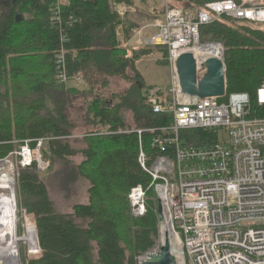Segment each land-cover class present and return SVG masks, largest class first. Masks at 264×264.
<instances>
[{"label": "trees", "instance_id": "1", "mask_svg": "<svg viewBox=\"0 0 264 264\" xmlns=\"http://www.w3.org/2000/svg\"><path fill=\"white\" fill-rule=\"evenodd\" d=\"M112 1L134 4V0ZM177 1L182 5L175 7L196 11L216 0ZM49 5L48 0H0V159L14 152L18 143L30 141L34 146L43 139L40 154L49 163L47 173L52 163L59 162L54 180L67 188L78 177H85L90 187L86 204H76L71 213L62 214L54 209L47 184L35 165L18 169L16 205L33 216L41 250L39 258L26 264H138L136 258L152 249L159 226L150 178L137 160L139 138L132 131L160 128L169 124V117L154 115L145 103V94L153 87L146 86L136 66L155 50L161 56L158 63L167 66V49L133 48L128 57L125 49L117 47L115 28L121 21L110 11L108 0H68L62 7L68 73L82 72L86 83H100L101 87L113 77L129 84L124 94L113 97L116 104L113 100L108 103L101 94L86 100V126L93 129L84 133L89 143L81 152L82 162L74 166L70 140L76 126L70 121L69 108L77 92L55 79L59 41ZM235 23L222 17L202 27L200 41L223 45L226 94L247 93L252 98L264 79V27ZM124 25L127 38L138 30L128 22ZM127 71L134 75L128 77ZM251 110V116L264 115V108L255 102H251ZM123 111L131 112L135 129H128ZM217 135L214 130L193 131L184 133L183 138L187 144L203 146L216 142ZM150 137L142 135L144 150L155 154ZM136 186H141L148 198L141 218L130 216L127 200Z\"/></svg>", "mask_w": 264, "mask_h": 264}, {"label": "built area", "instance_id": "2", "mask_svg": "<svg viewBox=\"0 0 264 264\" xmlns=\"http://www.w3.org/2000/svg\"><path fill=\"white\" fill-rule=\"evenodd\" d=\"M48 1L51 25L58 31L59 41L54 60L56 82L84 87L83 73L69 74L67 69L62 7L68 0ZM262 1L216 0L196 11L167 3L162 19L152 25L156 32L142 37L141 28L133 37L137 48L167 49L168 86L149 90L145 103L154 115L169 117V124L132 132L138 135V164L150 178L151 201L162 207L164 236H168L170 252L175 248L171 255L176 264H264V115L251 116V102L264 108V79L252 98L247 93L227 95L225 81L223 97L198 99L182 93L176 70L181 54L207 47L217 48L216 59L224 64L223 45L202 43L201 28L222 17L264 25ZM108 5L119 18L130 9L112 0ZM120 35L117 29L116 36ZM121 43L127 50V41ZM208 58L198 62L194 57L197 82L206 74ZM220 99L224 101L218 102ZM211 130L218 134V140L211 144L195 146L183 138L186 132ZM143 134L151 135L149 144L155 154L145 152ZM43 143V139L34 146L30 141L18 143L14 152L0 159V177L11 175L14 179L19 168L32 165L38 174L46 173L49 163L40 154ZM14 156L16 173L12 170ZM127 200L133 218L145 215L148 198L141 186L131 188Z\"/></svg>", "mask_w": 264, "mask_h": 264}, {"label": "rangeland", "instance_id": "3", "mask_svg": "<svg viewBox=\"0 0 264 264\" xmlns=\"http://www.w3.org/2000/svg\"><path fill=\"white\" fill-rule=\"evenodd\" d=\"M181 1L177 0H134V4L128 5L125 4L127 7H130L127 13H125L123 18H120V24L115 28V41L117 47L119 49H124L122 47L121 40L127 41V56L131 57L133 48H137L136 44H134L133 37L136 36L133 34L130 35L128 38L125 35V25L124 22L134 27H138L137 29H141L144 26H148L147 29L144 31L142 37H146L150 35L152 32H156V29L152 27L156 23L162 19V15L165 9V5L168 3L171 4L173 7L181 6ZM264 4V0L262 1ZM236 25H243L245 23L235 21ZM150 26V27H149ZM262 28L264 25H258ZM120 29L121 35L118 38L116 36V30ZM132 34V32H131ZM129 51V53L127 52ZM161 58L159 51L155 50L151 55L146 56L139 61H137V71L140 75L144 78L146 86H150L153 88H165L168 86L169 83V70L165 65H160L158 63L159 59ZM126 75L128 77H132L134 74L131 71H127ZM89 82V80H87ZM93 84V85H92ZM92 86V90H90V86ZM65 88L73 89L77 93L75 94L72 102L71 108H69V115L70 121L74 123L76 129L73 131L74 137L70 140V146L73 150H75V155L71 158V162L74 166H78L82 160V150L87 147L89 143L87 139H85L84 133L91 131L93 128L87 127L85 116H86V100H91L97 94H101V96L106 100L110 101L113 100L114 96L124 94L128 88L129 84L121 78L113 77L109 79L108 84L105 87H101L100 83H86L85 87L76 86L73 83H70L65 86ZM91 91L87 93V91ZM3 90H1L2 92ZM13 100V96L11 97ZM145 101V100H144ZM224 101L220 99L218 102ZM116 99L113 100V104H116ZM11 110V109H10ZM12 111V110H11ZM123 119L128 127V129L133 130L136 128V124L134 123L133 117L131 112L123 111ZM3 118L0 115V119ZM98 126V125H97ZM96 129V128H95ZM99 129V128H98ZM78 135V136H77ZM15 156L12 157V170L14 169L15 173L17 170ZM61 164L59 162L52 163L50 171L47 173L38 174L44 179V182L47 184L48 192L50 195V199L53 202L54 209L58 213H71V208L76 204H86L88 201V189L90 187L89 181L85 177H78L76 182L70 186L65 188L62 183L59 181L54 180V175L60 169ZM153 198V197H152ZM15 199V213L13 215V230L15 235L17 236L16 239V257L17 262L16 264H26L28 261L32 259H37L41 255V250L38 246V238H37V231L36 226L34 223V218L32 215H28L25 213L24 210L18 209L16 205V195L15 198H12L13 202ZM131 216V215H130ZM132 217V216H131ZM133 218V217H132ZM26 221L31 222L34 225V237L35 241H33V245L26 240L27 238V231L28 230L25 226ZM18 239V240H17ZM36 243V245H35ZM159 235L154 241V245L149 253H153L158 251L160 245ZM144 255H139L136 258L138 264L144 259Z\"/></svg>", "mask_w": 264, "mask_h": 264}, {"label": "water", "instance_id": "4", "mask_svg": "<svg viewBox=\"0 0 264 264\" xmlns=\"http://www.w3.org/2000/svg\"><path fill=\"white\" fill-rule=\"evenodd\" d=\"M17 21L21 16H16ZM204 66L206 74L196 81V62L191 53L181 54L176 61V70L179 78L180 88L183 94L198 99L221 98L225 94L224 64L216 58H208ZM110 103V101H107ZM157 222L158 226L164 225V217L160 203H157ZM159 256L150 260V254L147 253L139 264H176L174 257L170 252V244L167 234L165 242L158 251Z\"/></svg>", "mask_w": 264, "mask_h": 264}, {"label": "bare ground", "instance_id": "5", "mask_svg": "<svg viewBox=\"0 0 264 264\" xmlns=\"http://www.w3.org/2000/svg\"><path fill=\"white\" fill-rule=\"evenodd\" d=\"M197 61H202L207 57L216 58L218 57V49L215 47L202 48L196 50L195 53L190 51ZM15 180L16 177L6 176L0 177V264H16V235L13 230V215L15 213ZM131 214V212H130ZM132 216V215H131ZM25 226L27 231L26 240L33 245L35 241L34 228L31 222L26 221ZM166 227L159 228V239L163 243L165 240L164 232ZM18 240V239H17ZM36 245V243H35ZM171 253H175V248L171 247ZM159 256V253L150 254L149 259L152 261Z\"/></svg>", "mask_w": 264, "mask_h": 264}, {"label": "crops", "instance_id": "6", "mask_svg": "<svg viewBox=\"0 0 264 264\" xmlns=\"http://www.w3.org/2000/svg\"><path fill=\"white\" fill-rule=\"evenodd\" d=\"M146 29H147V26H146V27L144 26V27H143V31H142V36H143V33H144V31H145ZM152 33H153V32H152ZM152 33H151V34H152ZM148 36H149V35H148ZM148 36H146V37H148ZM135 39H136V38H135ZM135 39H134V40H135ZM84 87H85V86H84Z\"/></svg>", "mask_w": 264, "mask_h": 264}]
</instances>
